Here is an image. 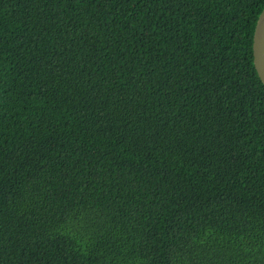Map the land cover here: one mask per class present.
<instances>
[{
    "label": "trees",
    "instance_id": "trees-1",
    "mask_svg": "<svg viewBox=\"0 0 264 264\" xmlns=\"http://www.w3.org/2000/svg\"><path fill=\"white\" fill-rule=\"evenodd\" d=\"M264 0H0V264H264Z\"/></svg>",
    "mask_w": 264,
    "mask_h": 264
},
{
    "label": "water",
    "instance_id": "water-1",
    "mask_svg": "<svg viewBox=\"0 0 264 264\" xmlns=\"http://www.w3.org/2000/svg\"><path fill=\"white\" fill-rule=\"evenodd\" d=\"M262 48H264V9L256 21L252 44L253 65L258 78L264 84V56L261 55Z\"/></svg>",
    "mask_w": 264,
    "mask_h": 264
},
{
    "label": "snow or ice",
    "instance_id": "snow-or-ice-1",
    "mask_svg": "<svg viewBox=\"0 0 264 264\" xmlns=\"http://www.w3.org/2000/svg\"><path fill=\"white\" fill-rule=\"evenodd\" d=\"M261 55L264 56V48H262Z\"/></svg>",
    "mask_w": 264,
    "mask_h": 264
}]
</instances>
